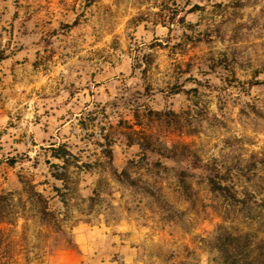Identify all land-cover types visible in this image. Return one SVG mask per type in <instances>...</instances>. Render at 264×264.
Instances as JSON below:
<instances>
[{"label": "rangeland", "instance_id": "obj_1", "mask_svg": "<svg viewBox=\"0 0 264 264\" xmlns=\"http://www.w3.org/2000/svg\"><path fill=\"white\" fill-rule=\"evenodd\" d=\"M262 81L264 0H0V264L243 254L264 237Z\"/></svg>", "mask_w": 264, "mask_h": 264}, {"label": "trees", "instance_id": "obj_2", "mask_svg": "<svg viewBox=\"0 0 264 264\" xmlns=\"http://www.w3.org/2000/svg\"><path fill=\"white\" fill-rule=\"evenodd\" d=\"M257 83H263L262 82H255ZM111 152H109V155ZM10 162H13V159L10 160ZM207 180L211 186V188L215 191H218L223 196H225L227 199H229L232 203L233 202H244L245 194L242 193V197H238L237 192L234 189L233 184H230L229 182H226L222 178V176L219 174L218 171L210 169L207 174ZM0 198L2 196L0 195ZM4 219V212L3 209L0 207V221H3ZM246 236V243L244 245V249L242 253L236 252V249L234 247L229 252L227 251V248H221V250L225 251L227 253L226 263L227 264H264V237H260L259 239L253 238V235L251 233L245 234ZM236 247V246H235ZM238 251V250H237Z\"/></svg>", "mask_w": 264, "mask_h": 264}]
</instances>
